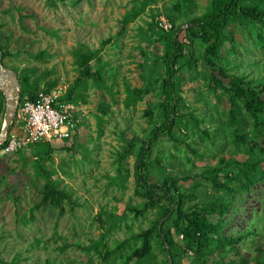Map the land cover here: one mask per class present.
<instances>
[{"label": "rangeland", "instance_id": "374dc122", "mask_svg": "<svg viewBox=\"0 0 264 264\" xmlns=\"http://www.w3.org/2000/svg\"><path fill=\"white\" fill-rule=\"evenodd\" d=\"M138 1L141 3V0H0V24L3 26L2 33L9 39L11 52L3 60L6 70L14 72L13 69H29L33 75L49 71L50 78L58 80L54 89L60 92L62 98L79 80L80 74L74 59L75 49L85 45L93 50L103 40L111 38V43L99 57L108 64L106 84L111 85L114 92L111 99L108 93L98 91L90 80H86L82 92L84 101L77 103L83 107L77 132L69 138H53L49 142L53 152L43 166L55 174L60 187L73 192V197L80 204L73 211L65 207L66 212L61 216L57 211H37L33 213L34 218L28 221L29 209L38 202V189L44 182L36 174L34 155L31 150H22L26 156V160H23L17 152H0V260L5 264L15 259L18 264H45L47 258L63 263L69 261L73 264H86L89 255L77 246H87L91 240L99 237L101 230L95 217L101 210H115L119 216L124 215L126 218L125 223L112 232L108 240L110 245L114 240L126 238V226L137 232L139 228L148 227L155 216H160L161 212L156 210L134 220L125 209L127 203L135 205L142 201L134 194V156H128L123 163L128 176L122 175V187L117 178L116 157L118 152L124 150L128 142L125 139L147 138L151 126L145 110L151 107L154 114H158L160 82L156 81L160 75L157 69L147 73L143 65L152 54L160 56L163 53V43L158 39L157 21L160 18L168 20L166 15L175 0L148 2L141 15L117 35V31L121 30V19ZM140 3L136 6L140 7ZM206 3L207 0H196L193 9L201 13ZM151 24L156 27L152 28ZM236 37L240 39V36ZM180 39L187 42L183 34ZM242 42L253 53L250 55L245 49H240L244 54V57H240L245 61L243 64L255 58L264 59L263 51L254 48L249 39L244 38ZM195 47L201 49L199 43ZM41 51L48 56L36 60L35 55ZM196 57L197 54L192 57L188 55L182 61L185 65L179 73L182 96L186 106L195 108L198 119L208 112L213 119L202 124L200 130L189 123L188 131L184 132L176 124L174 136L204 155V160H194L197 167L213 165L219 156L229 151L238 152L234 156L231 153L232 160L240 159L241 151L232 144L220 149V146H212L202 139L201 129L207 127L213 132L218 127V120L224 118L227 102H218L203 86V78L188 64L189 60ZM241 68L246 72L252 71L251 67ZM111 73L115 74L113 80L109 78ZM144 81L150 82L155 91L129 104L124 90L125 83L132 89L140 87ZM23 98L24 101L27 99L26 96ZM4 99L5 106L6 96ZM105 104L109 106L108 113L100 122L98 107ZM21 107L22 104L17 101L9 134L18 132L22 120ZM0 121L3 124L4 112L0 113ZM72 146L74 149L68 150ZM135 146L137 152L140 145L135 143ZM190 158L193 160L184 145L170 140L167 135H161L147 160L148 173L161 180L169 174L180 172L181 177L185 178L194 172H201V169H193ZM262 166L264 168V164ZM180 184L190 186L191 182ZM226 218L231 219L226 234L242 232L248 228L258 231L264 224V182L256 184L249 193L238 197ZM251 239L246 237L240 242L247 247V250H242L243 255H254L250 250ZM178 261L180 264L189 263L187 258Z\"/></svg>", "mask_w": 264, "mask_h": 264}, {"label": "trees", "instance_id": "16d2710c", "mask_svg": "<svg viewBox=\"0 0 264 264\" xmlns=\"http://www.w3.org/2000/svg\"><path fill=\"white\" fill-rule=\"evenodd\" d=\"M150 1L154 0L136 2V5L140 3L141 6L131 7L121 19V30L116 34L120 35L128 23L138 18ZM195 6L196 0H175L169 8L166 17L172 29L169 32L158 30L163 53L160 56L152 54L151 58L145 57L146 63L143 65L147 73L157 69L160 75L156 81L160 82L158 114L155 115L151 107L145 110L151 126L149 136L125 139L128 142L116 157L117 178L121 187L124 181L122 175L128 176L123 163L128 156L135 157L134 194L142 201L135 205L126 204L125 209L132 214V219L143 217L150 211L159 210L161 214L150 220L148 227L139 228L137 232L126 226V238L114 240L110 245L108 240L112 232L119 229L126 218L124 215L119 216L115 210H101L95 217L101 230L99 237L91 240L87 246H77L89 255L86 264H180L178 259L183 258L189 260L188 264H264V224L258 231L248 228L242 232L225 233L231 222L226 217L238 197L249 193L256 184L264 182V59L255 58L243 64L245 61L240 58L244 57L240 49L253 54L246 49V43L242 42L244 38L249 39L253 47L261 49L264 54V0H207L201 13H196L193 9ZM151 27L156 26L151 24ZM2 29L0 24V54L4 66L3 60L11 52L9 39L2 33ZM182 34L186 43L180 39ZM236 35L240 36V41ZM111 41V38H107L93 50L85 45L75 49L74 59L80 74L79 80L62 97L63 101L74 104L84 101L82 92L86 80H90L98 91L108 93L112 99V86L106 84L108 64L99 57ZM196 43L201 45V49L195 47ZM193 54H197V57L189 60L188 64L203 78V86L218 102H227L224 118L218 120V127L213 132L207 127L201 129L202 139L212 146H220V149L232 144L241 151L240 159L232 160L231 153L234 156L238 152L229 151L219 156L213 165L197 167L194 160H204V155L174 136L176 124L184 132L188 131L189 123L200 130L202 124L213 119L210 112L198 119L195 108L186 106L182 96L179 74L185 66L182 61ZM46 56L47 53L41 51L34 58L43 60ZM242 66L247 69L251 67L252 71L246 72ZM13 70L19 82L20 105L24 102L23 97L34 99L38 92H49L58 84L57 79L50 78L49 71L33 75L29 69ZM114 77L113 73L109 75L111 80ZM124 90L129 104L155 91L154 86L146 81L132 89L125 83ZM4 100L0 91V113L5 111ZM112 102L115 104V101ZM108 109L107 104L98 107L100 122ZM161 135H167L170 140L184 145L193 158H190L193 169L202 171L185 178L181 177L180 172L169 174L161 180L153 178L148 173L147 160ZM135 143L140 145L137 152ZM5 145L6 142H3L0 150ZM26 149L34 155L36 174L44 181L38 189L39 200L29 209L26 219L31 221L33 213L37 211H57L61 216L66 212L65 207L73 211L79 206L73 192L60 187L55 174L43 166L53 152L49 142L34 144ZM72 149L73 146L68 148ZM17 155L26 160L22 150L17 151ZM187 181L191 182L190 186L180 184ZM246 237H252L250 250L253 256L241 253L247 250L240 243ZM60 262L48 258L45 260V264H73L69 261ZM0 263L5 264L2 260ZM13 263L18 264V260L9 264Z\"/></svg>", "mask_w": 264, "mask_h": 264}, {"label": "built area", "instance_id": "2783aa9c", "mask_svg": "<svg viewBox=\"0 0 264 264\" xmlns=\"http://www.w3.org/2000/svg\"><path fill=\"white\" fill-rule=\"evenodd\" d=\"M157 25L164 32L172 29L171 23L164 18H160ZM82 111L81 105L63 101L57 89L40 91L34 99L23 102L18 132L13 131L2 138L6 145L0 152L11 154L34 144L50 142L53 138H69L81 123Z\"/></svg>", "mask_w": 264, "mask_h": 264}, {"label": "water", "instance_id": "95a60500", "mask_svg": "<svg viewBox=\"0 0 264 264\" xmlns=\"http://www.w3.org/2000/svg\"><path fill=\"white\" fill-rule=\"evenodd\" d=\"M6 77L11 81V85L13 88V94L11 101L6 100L5 111H4V122L2 124L0 130V144L2 143V138L7 134V130L12 123L13 113L16 108V104L18 101V92H19V82L17 79V75L15 72L6 70L2 64L1 54H0V79ZM0 91L5 97L3 89L0 87Z\"/></svg>", "mask_w": 264, "mask_h": 264}, {"label": "bare ground", "instance_id": "6f19581e", "mask_svg": "<svg viewBox=\"0 0 264 264\" xmlns=\"http://www.w3.org/2000/svg\"><path fill=\"white\" fill-rule=\"evenodd\" d=\"M6 81H8L10 84L7 83ZM0 87L3 89L7 100L11 101L12 94H13V88L11 85V81L9 79H7L6 77H3L2 79H0Z\"/></svg>", "mask_w": 264, "mask_h": 264}]
</instances>
